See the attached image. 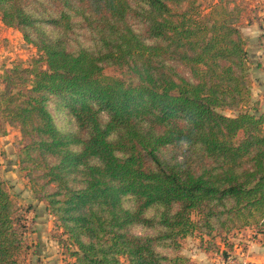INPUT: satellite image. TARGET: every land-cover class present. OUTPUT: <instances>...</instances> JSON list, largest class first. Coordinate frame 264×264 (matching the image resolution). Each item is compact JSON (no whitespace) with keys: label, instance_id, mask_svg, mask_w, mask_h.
I'll use <instances>...</instances> for the list:
<instances>
[{"label":"trees","instance_id":"obj_1","mask_svg":"<svg viewBox=\"0 0 264 264\" xmlns=\"http://www.w3.org/2000/svg\"><path fill=\"white\" fill-rule=\"evenodd\" d=\"M205 2L0 0L36 50L0 75V120L67 264H194L192 237L227 260L239 233L264 240V115L241 111L255 19L245 0ZM25 231L0 179V264H19Z\"/></svg>","mask_w":264,"mask_h":264},{"label":"rangeland","instance_id":"obj_2","mask_svg":"<svg viewBox=\"0 0 264 264\" xmlns=\"http://www.w3.org/2000/svg\"><path fill=\"white\" fill-rule=\"evenodd\" d=\"M210 1L215 0H206L204 6ZM245 2L251 5L247 13L255 21L253 25L242 28L247 40L252 98L241 111L253 108L251 113L264 115V0ZM34 57L36 50L24 42L21 33L7 28L0 20V75L12 66L29 64ZM104 73L128 83L133 81L132 76L124 69L108 68ZM221 112L227 116L237 115V112L229 110ZM57 117L61 127H68L60 113H57ZM20 143L19 130L0 120V179L7 183L13 202L21 209L26 224L25 246L19 264H67L72 260L65 252V247L57 240L60 234L56 233L53 217L45 205L36 200L29 182L18 172L17 150ZM135 232L141 234L142 231L138 228ZM238 235L239 238L234 239L237 249L232 252L233 258L229 260H225L220 254L205 253L200 247L199 240L193 237L184 242L183 252L191 256L195 264H240L246 258L243 253L247 250V242L255 239V235L250 230ZM160 252L164 250L160 249Z\"/></svg>","mask_w":264,"mask_h":264},{"label":"crops","instance_id":"obj_3","mask_svg":"<svg viewBox=\"0 0 264 264\" xmlns=\"http://www.w3.org/2000/svg\"><path fill=\"white\" fill-rule=\"evenodd\" d=\"M235 248H236V246H235ZM183 254H184V252H183ZM184 255H186V254H184ZM186 256H188V255H186ZM243 256H246V258L244 259V261H242V263L264 264V242H260V240H256V239L249 240L247 242V250L243 253ZM188 257L191 258V256H188ZM230 258H233V257L231 256L227 260H229ZM192 261L194 262L193 259H192ZM235 261H236V259H235ZM237 261H239V259Z\"/></svg>","mask_w":264,"mask_h":264},{"label":"built area","instance_id":"obj_4","mask_svg":"<svg viewBox=\"0 0 264 264\" xmlns=\"http://www.w3.org/2000/svg\"><path fill=\"white\" fill-rule=\"evenodd\" d=\"M233 264V263H232ZM240 264H252V263H240Z\"/></svg>","mask_w":264,"mask_h":264}]
</instances>
